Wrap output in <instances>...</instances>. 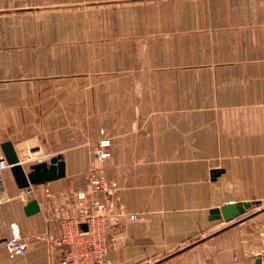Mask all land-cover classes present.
<instances>
[{"label": "crops", "instance_id": "obj_1", "mask_svg": "<svg viewBox=\"0 0 264 264\" xmlns=\"http://www.w3.org/2000/svg\"><path fill=\"white\" fill-rule=\"evenodd\" d=\"M6 141L22 163L61 156L66 176L32 188L28 215L6 172L0 264H62L60 220L80 212L69 189L93 167L117 184L95 210L141 217L109 228L111 264H256L264 0H0V155ZM242 202L259 206L210 219ZM14 234L24 255L5 248Z\"/></svg>", "mask_w": 264, "mask_h": 264}, {"label": "built area", "instance_id": "obj_2", "mask_svg": "<svg viewBox=\"0 0 264 264\" xmlns=\"http://www.w3.org/2000/svg\"><path fill=\"white\" fill-rule=\"evenodd\" d=\"M109 146V141L104 140L101 144V148ZM10 168L11 165L6 158L0 155V203L6 200L5 174ZM116 186V182L108 181L101 172L92 170L88 175L86 189H69L68 194L77 200L80 212L66 214L60 220V243L65 247L62 264H111L107 258L109 228L124 216L131 220L141 219L138 214L126 211L95 210L94 205L98 204L96 194L102 191L109 192ZM257 233L263 246L256 255L260 258L261 264H264V221L258 225ZM4 244L11 256L26 253L25 245L15 234Z\"/></svg>", "mask_w": 264, "mask_h": 264}, {"label": "water", "instance_id": "obj_3", "mask_svg": "<svg viewBox=\"0 0 264 264\" xmlns=\"http://www.w3.org/2000/svg\"><path fill=\"white\" fill-rule=\"evenodd\" d=\"M1 150L3 156L11 165L10 172L17 187L20 190L26 191V213L28 215L38 213L40 211V205L37 199L33 198L30 193L32 188L64 178L66 176L65 161L61 156H53L47 161L30 165L26 169L11 141L2 143ZM258 206L259 204L252 202L226 204L219 208L212 209L210 211V219H224L229 223L245 215L253 207ZM256 264H261L260 258H257Z\"/></svg>", "mask_w": 264, "mask_h": 264}, {"label": "rangeland", "instance_id": "obj_4", "mask_svg": "<svg viewBox=\"0 0 264 264\" xmlns=\"http://www.w3.org/2000/svg\"><path fill=\"white\" fill-rule=\"evenodd\" d=\"M102 133H104V132H102ZM109 141L110 143H111V140H110V138H108V137H104L103 139H101L99 142H98V144L95 146V144H94V147L93 146H91V147H93V150H92V152H93V154L95 155V157L96 158H98V159H105V158H107V157H109L110 156V153H109V151L107 150V149H105V148H101V144H102V142L103 141ZM104 149V150H103ZM28 153L27 152H25V151H22V156L23 157H27L28 158ZM105 155V156H104ZM31 161H27V162H25V163H22L25 167H26V169L31 165ZM92 170H97V171H99V169H95L94 167H93V169ZM90 171H91V169H90ZM100 172V171H99ZM89 173V172H88ZM262 208H264V207H261L260 209H262ZM262 222H260L259 224H261ZM258 224V225H259ZM258 225H257V227H258ZM257 237H258V239L260 240V237L258 236V233H257ZM149 262H151L150 260H149Z\"/></svg>", "mask_w": 264, "mask_h": 264}]
</instances>
